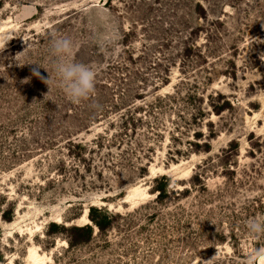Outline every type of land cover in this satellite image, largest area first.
I'll return each instance as SVG.
<instances>
[{"label":"rangeland","instance_id":"obj_1","mask_svg":"<svg viewBox=\"0 0 264 264\" xmlns=\"http://www.w3.org/2000/svg\"><path fill=\"white\" fill-rule=\"evenodd\" d=\"M92 5L0 0V264H244L264 247V0ZM52 34L98 68L94 100L32 74L54 81Z\"/></svg>","mask_w":264,"mask_h":264},{"label":"clouds","instance_id":"obj_2","mask_svg":"<svg viewBox=\"0 0 264 264\" xmlns=\"http://www.w3.org/2000/svg\"><path fill=\"white\" fill-rule=\"evenodd\" d=\"M89 5H92V0H89ZM85 15L90 16V22L95 27L94 43L103 51L115 50L122 39L119 20L101 4L89 7ZM12 38L9 34L0 33V52L6 48L8 41ZM75 50L76 44L72 38L52 34L50 55L55 61L53 64L54 81L49 76L47 78L42 76L37 68L32 69V74L41 79L48 89L50 84L55 82L71 103L79 105L84 101L94 100L98 68L76 60ZM246 228L252 236H264V219L253 217L247 221ZM244 264H264V247H254L248 252Z\"/></svg>","mask_w":264,"mask_h":264},{"label":"trees","instance_id":"obj_3","mask_svg":"<svg viewBox=\"0 0 264 264\" xmlns=\"http://www.w3.org/2000/svg\"><path fill=\"white\" fill-rule=\"evenodd\" d=\"M77 147H82V145L80 144H75ZM160 192L161 191H164L163 188H159ZM159 192V193H160ZM98 212V209L95 208V207H91L89 209V217L91 218V220L94 222V224L99 228V229H102L104 227V224L107 223V220H106V216L103 218V220L97 218V213ZM76 229H80V230H84L87 235L90 237L91 234H92V228L88 225L86 226H82V227H76Z\"/></svg>","mask_w":264,"mask_h":264}]
</instances>
